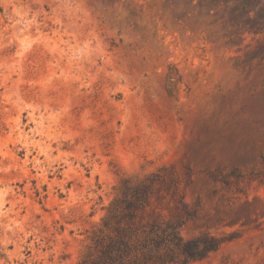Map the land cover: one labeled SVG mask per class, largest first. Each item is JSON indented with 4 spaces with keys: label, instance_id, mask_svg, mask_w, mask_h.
Here are the masks:
<instances>
[{
    "label": "rangeland",
    "instance_id": "obj_1",
    "mask_svg": "<svg viewBox=\"0 0 264 264\" xmlns=\"http://www.w3.org/2000/svg\"><path fill=\"white\" fill-rule=\"evenodd\" d=\"M123 181L264 264V0H0V264H79Z\"/></svg>",
    "mask_w": 264,
    "mask_h": 264
},
{
    "label": "trees",
    "instance_id": "obj_2",
    "mask_svg": "<svg viewBox=\"0 0 264 264\" xmlns=\"http://www.w3.org/2000/svg\"><path fill=\"white\" fill-rule=\"evenodd\" d=\"M150 183H121L120 196L107 209L100 227L93 233L91 245L79 264H155L173 255L182 264L205 259L232 237H216L209 233L184 240L178 225L168 223L163 229L156 222L150 227L136 223L137 211L150 192Z\"/></svg>",
    "mask_w": 264,
    "mask_h": 264
}]
</instances>
